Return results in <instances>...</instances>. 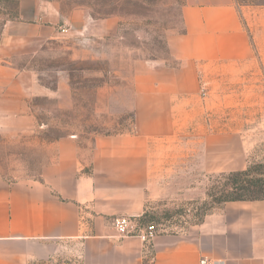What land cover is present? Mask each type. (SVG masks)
<instances>
[{"label":"crops","instance_id":"crops-1","mask_svg":"<svg viewBox=\"0 0 264 264\" xmlns=\"http://www.w3.org/2000/svg\"><path fill=\"white\" fill-rule=\"evenodd\" d=\"M17 14L0 26V130L6 116L26 113L27 97L43 94L12 61L36 54L64 21L38 0H19ZM182 21L184 32L166 41L176 66L155 63L135 78L133 132L95 137L86 150L72 138L58 142L39 180L0 176V264H264V200L226 202L186 233L157 234L148 245L111 228L112 217H139L166 197L189 168L196 177L223 175L254 157L228 122L204 118L197 97L200 77L254 62L234 0H185Z\"/></svg>","mask_w":264,"mask_h":264},{"label":"rangeland","instance_id":"rangeland-1","mask_svg":"<svg viewBox=\"0 0 264 264\" xmlns=\"http://www.w3.org/2000/svg\"><path fill=\"white\" fill-rule=\"evenodd\" d=\"M0 1L2 26L15 3ZM38 1L58 8L63 27L36 54L12 61L35 78L43 94L27 97L26 113L6 116V129L0 130V176L7 182L39 180L66 138L86 150L95 137L133 132L136 76L155 63L176 66L166 41L184 32L185 0H105V6L95 0ZM234 5L250 35L254 62L241 71L200 77L197 97L208 107L204 118L228 122L232 132L246 137L254 153L248 165H264V0ZM201 153L199 147V159ZM199 174L189 168L173 178L166 197L131 217L135 227H152L156 235L186 233L216 210L213 188L223 175Z\"/></svg>","mask_w":264,"mask_h":264},{"label":"trees","instance_id":"trees-1","mask_svg":"<svg viewBox=\"0 0 264 264\" xmlns=\"http://www.w3.org/2000/svg\"><path fill=\"white\" fill-rule=\"evenodd\" d=\"M8 1V0H7ZM1 2V1H0ZM19 0H14L15 8L6 13L7 20H15L18 17L17 6ZM98 6H105V0H95ZM116 3L122 0H114ZM5 21V22H6ZM169 56V53H168ZM222 183L214 187L213 197L217 205L221 207L231 201H255L264 200V165L261 163L249 164L245 170L223 174L220 177ZM218 207V208H219ZM199 224V223H198Z\"/></svg>","mask_w":264,"mask_h":264},{"label":"built area","instance_id":"built-area-1","mask_svg":"<svg viewBox=\"0 0 264 264\" xmlns=\"http://www.w3.org/2000/svg\"><path fill=\"white\" fill-rule=\"evenodd\" d=\"M64 32V31H63ZM110 225L116 232L118 237L125 238L130 236H137L144 244H149L156 235L152 227H145L143 229H137L131 217L127 216H115L110 219ZM79 260V258H78ZM49 264H75L68 262H56L51 261ZM199 264H211L206 259L200 260Z\"/></svg>","mask_w":264,"mask_h":264}]
</instances>
